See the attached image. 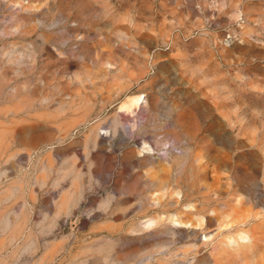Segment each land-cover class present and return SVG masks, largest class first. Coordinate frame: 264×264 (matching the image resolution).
<instances>
[{"label": "rangeland", "instance_id": "1", "mask_svg": "<svg viewBox=\"0 0 264 264\" xmlns=\"http://www.w3.org/2000/svg\"><path fill=\"white\" fill-rule=\"evenodd\" d=\"M7 259L264 264V0H0Z\"/></svg>", "mask_w": 264, "mask_h": 264}, {"label": "bare ground", "instance_id": "2", "mask_svg": "<svg viewBox=\"0 0 264 264\" xmlns=\"http://www.w3.org/2000/svg\"><path fill=\"white\" fill-rule=\"evenodd\" d=\"M141 101H142L141 95H137V96L133 95L127 100V102H126V104L124 106H126L128 108H134L135 106H138ZM121 105H123V104H121ZM174 222H176L177 224L180 223L178 220H175ZM154 223H155V219L154 218H150V219H148L145 222V225L149 227V226H152V224L154 225ZM204 238H207V236L204 235Z\"/></svg>", "mask_w": 264, "mask_h": 264}, {"label": "crops", "instance_id": "3", "mask_svg": "<svg viewBox=\"0 0 264 264\" xmlns=\"http://www.w3.org/2000/svg\"><path fill=\"white\" fill-rule=\"evenodd\" d=\"M0 264H12L10 259H7V261L5 260H0Z\"/></svg>", "mask_w": 264, "mask_h": 264}]
</instances>
